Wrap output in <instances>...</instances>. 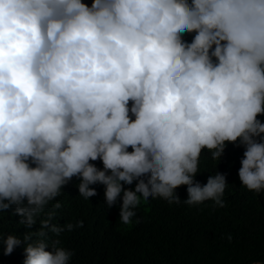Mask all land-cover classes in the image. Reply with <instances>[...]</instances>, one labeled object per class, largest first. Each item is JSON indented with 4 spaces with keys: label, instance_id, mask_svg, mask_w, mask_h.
Wrapping results in <instances>:
<instances>
[{
    "label": "clouds",
    "instance_id": "1",
    "mask_svg": "<svg viewBox=\"0 0 264 264\" xmlns=\"http://www.w3.org/2000/svg\"><path fill=\"white\" fill-rule=\"evenodd\" d=\"M258 117L264 0H0V214L26 229L0 235L3 255L70 264L49 241L84 226L53 222L74 177L79 197L101 184L107 207L120 200L125 226L142 199L223 208L226 176L195 177L202 150L220 161L230 143L241 187L264 192Z\"/></svg>",
    "mask_w": 264,
    "mask_h": 264
},
{
    "label": "trees",
    "instance_id": "2",
    "mask_svg": "<svg viewBox=\"0 0 264 264\" xmlns=\"http://www.w3.org/2000/svg\"><path fill=\"white\" fill-rule=\"evenodd\" d=\"M89 6L92 0H82ZM191 41L192 35L185 34ZM131 103V102H130ZM264 122V117H258ZM131 150V149H129ZM242 147L227 144L220 161H213L202 150L199 172L195 180L201 185L218 171L226 176L228 187L223 195L225 207L213 201L188 206L169 205L157 198L141 200L130 225L119 223L121 201L111 208L105 203V188L91 185L97 195L85 200L79 197V183L73 178L57 198L62 207L56 211L54 223L61 226L83 221V228L64 231L59 237L50 234V241L59 239L74 255L70 264H253L264 262V192H250L241 187L238 176L243 158ZM98 168L103 165L94 162ZM135 188V183L125 188ZM180 200L187 199L186 186L175 190ZM56 203V200L52 204ZM51 204L46 211H52ZM12 217L0 214V235L21 236L26 229ZM138 221V222H137ZM39 226V222L37 226ZM35 230V229H33ZM231 236V239L228 237ZM23 245L11 255H3L0 264H23Z\"/></svg>",
    "mask_w": 264,
    "mask_h": 264
},
{
    "label": "built area",
    "instance_id": "3",
    "mask_svg": "<svg viewBox=\"0 0 264 264\" xmlns=\"http://www.w3.org/2000/svg\"><path fill=\"white\" fill-rule=\"evenodd\" d=\"M253 264H255V263H253ZM261 264H264V262H261Z\"/></svg>",
    "mask_w": 264,
    "mask_h": 264
}]
</instances>
